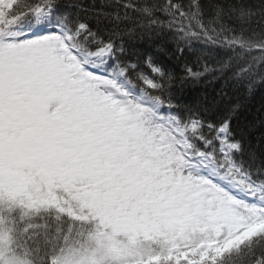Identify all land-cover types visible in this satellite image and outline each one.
Masks as SVG:
<instances>
[{
  "label": "snow or ice",
  "instance_id": "6c2138e0",
  "mask_svg": "<svg viewBox=\"0 0 264 264\" xmlns=\"http://www.w3.org/2000/svg\"><path fill=\"white\" fill-rule=\"evenodd\" d=\"M104 7L0 0V264H264V166L242 158L238 106L181 112L173 77L151 57L158 79L139 72L120 40L166 26L264 60V2L207 22L199 0Z\"/></svg>",
  "mask_w": 264,
  "mask_h": 264
},
{
  "label": "trees",
  "instance_id": "16d2710c",
  "mask_svg": "<svg viewBox=\"0 0 264 264\" xmlns=\"http://www.w3.org/2000/svg\"><path fill=\"white\" fill-rule=\"evenodd\" d=\"M62 2L72 11H76L71 8L72 5H81L88 10L89 16L93 8L97 11L101 8L104 11L113 10L104 7L107 0H62ZM150 2L163 4L165 0H150ZM173 2L181 4L187 10L192 0H173ZM199 2L207 22L212 15L213 6L217 4L227 6L235 3L236 0H199ZM244 2L256 10L264 0H244ZM130 14L135 16V13ZM156 16L163 21L169 19L165 13L159 11ZM93 23L95 24V20ZM127 27H133V24L129 23ZM100 28L104 30L103 22ZM120 40L125 48L122 59L137 64L139 72L152 79H158L146 62L147 58L151 57L156 66L173 77L166 95L171 97V103L181 112L192 109L216 122L230 107L238 106L232 116V128L236 138L244 145L242 158L253 167L264 166V60L259 59L262 53L259 51L245 53L239 63H236L233 58L238 49L233 51L208 43L203 38L181 41L177 39L174 29L166 26L158 27L147 34L137 28L135 34L123 35ZM225 63L228 67L221 71V65ZM249 63L253 65L250 78L234 76L240 66L247 67ZM206 66L211 71H205ZM189 68L202 75L198 78L190 76L187 71ZM134 83L139 82L134 81ZM158 94L153 92V95Z\"/></svg>",
  "mask_w": 264,
  "mask_h": 264
}]
</instances>
